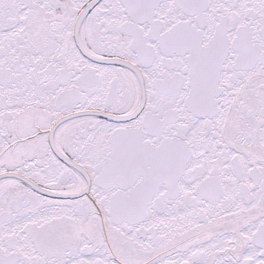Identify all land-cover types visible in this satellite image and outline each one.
I'll list each match as a JSON object with an SVG mask.
<instances>
[{"label": "snow or ice", "instance_id": "obj_1", "mask_svg": "<svg viewBox=\"0 0 264 264\" xmlns=\"http://www.w3.org/2000/svg\"><path fill=\"white\" fill-rule=\"evenodd\" d=\"M0 264H264V0H0Z\"/></svg>", "mask_w": 264, "mask_h": 264}]
</instances>
